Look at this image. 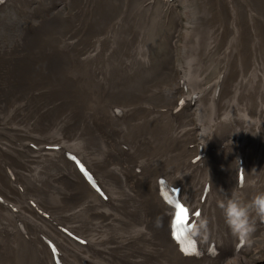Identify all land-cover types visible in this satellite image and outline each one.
Wrapping results in <instances>:
<instances>
[{
	"label": "bare ground",
	"instance_id": "obj_1",
	"mask_svg": "<svg viewBox=\"0 0 264 264\" xmlns=\"http://www.w3.org/2000/svg\"><path fill=\"white\" fill-rule=\"evenodd\" d=\"M0 18V264L260 259L259 218L242 244L219 203L264 191V0H0ZM167 188L208 221L200 257Z\"/></svg>",
	"mask_w": 264,
	"mask_h": 264
},
{
	"label": "clouds",
	"instance_id": "obj_2",
	"mask_svg": "<svg viewBox=\"0 0 264 264\" xmlns=\"http://www.w3.org/2000/svg\"><path fill=\"white\" fill-rule=\"evenodd\" d=\"M226 224L231 232L241 240L250 243V237L256 230L255 218L264 219V191L257 192L250 199H245L235 192L219 203ZM208 221L198 218L191 228V234L204 236L207 233Z\"/></svg>",
	"mask_w": 264,
	"mask_h": 264
},
{
	"label": "snow or ice",
	"instance_id": "obj_3",
	"mask_svg": "<svg viewBox=\"0 0 264 264\" xmlns=\"http://www.w3.org/2000/svg\"><path fill=\"white\" fill-rule=\"evenodd\" d=\"M89 179H91V177H89ZM176 208H177V220L178 222L182 223L184 220L187 219L188 209L183 204H179V203H177ZM197 215H199V213H197ZM182 250L185 252L186 255L195 252V248H184Z\"/></svg>",
	"mask_w": 264,
	"mask_h": 264
},
{
	"label": "rangeland",
	"instance_id": "obj_4",
	"mask_svg": "<svg viewBox=\"0 0 264 264\" xmlns=\"http://www.w3.org/2000/svg\"><path fill=\"white\" fill-rule=\"evenodd\" d=\"M178 9H182V7L179 5L178 6ZM180 31H182V29L180 30ZM264 264V257H261L260 259H258V261H257V264Z\"/></svg>",
	"mask_w": 264,
	"mask_h": 264
}]
</instances>
